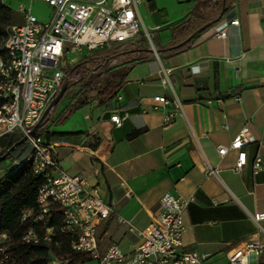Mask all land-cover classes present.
I'll return each mask as SVG.
<instances>
[{
  "label": "crops",
  "instance_id": "0c3cea01",
  "mask_svg": "<svg viewBox=\"0 0 264 264\" xmlns=\"http://www.w3.org/2000/svg\"><path fill=\"white\" fill-rule=\"evenodd\" d=\"M146 1L150 10L158 9ZM235 18L239 25L231 24ZM223 29L226 38L216 34ZM156 31L160 45L171 41V30L160 32L157 25ZM129 44L135 52L106 66L107 80L118 85L113 94L77 109L82 115L69 129L51 128L62 133L50 140L54 158L70 174L89 176L114 204L115 214L100 225L102 240L109 235L123 247L137 246L141 238L120 217L144 229L170 191L190 199L184 247L207 256L209 264H225L227 252L242 241L264 242V231L252 218L264 212V0H230L221 20L180 51H155L149 45L144 51V44ZM194 64L199 70L191 69ZM166 75L171 86L163 84ZM165 94L181 104L169 125L164 117L173 105L154 108L153 98ZM114 114L121 125L111 119ZM245 125L256 141L242 147L247 163L238 172V151L230 148L221 155L218 149L229 146ZM136 129L144 131L129 138ZM258 155L263 167L255 172ZM95 166L101 168L98 175ZM211 168L217 172L209 173ZM259 262L264 250L253 264Z\"/></svg>",
  "mask_w": 264,
  "mask_h": 264
},
{
  "label": "built area",
  "instance_id": "2783aa9c",
  "mask_svg": "<svg viewBox=\"0 0 264 264\" xmlns=\"http://www.w3.org/2000/svg\"><path fill=\"white\" fill-rule=\"evenodd\" d=\"M29 1V7H20L24 22L9 23L0 36V98L3 100L0 139L15 134L21 138L26 136L30 153L25 161L30 162L35 173L50 170L38 187L37 205L22 211V220L29 223L22 240L26 243L53 241L57 230L53 224L54 210L58 207L59 231L71 238L74 250L89 254L90 260H97L98 264H209L207 256L184 247V212L190 199L170 191L162 195L159 208L144 229H137L120 217L119 220L127 222L130 231L141 238L137 246L123 247L117 242L103 244L100 225L115 214L114 204L102 196L100 187L92 183L89 176L70 174L61 168L53 155V143L37 133L42 121L51 117L53 107L45 117L44 113L70 78L68 68L82 56L116 43H135L141 33L153 43L140 11V5L147 1ZM35 1L52 7L49 20H41L32 12ZM231 24L239 25L240 20L235 18ZM216 34L226 38L227 30ZM70 54H73L71 58ZM199 68L197 64L191 66L193 71ZM163 84L170 85L167 75ZM153 100L155 109L158 105H173L164 117L165 125L172 123L181 107L179 99L165 94L156 95ZM236 100L241 101V97ZM111 119L121 125L122 118L118 114L112 115ZM37 125H40L38 130L32 132ZM254 141L255 136L245 125L229 146L221 145L218 150L221 155L230 148L237 150L235 169L240 172L247 163L242 147ZM21 165L22 162H18L17 168ZM262 167V157L258 155L254 171L258 172ZM216 172V169L209 170V173ZM100 173L101 168L95 166L94 174ZM252 218L264 231L261 224L264 212H256ZM0 238L9 241L10 235L3 232ZM263 250L264 242L259 239L242 241L227 252L225 264H253Z\"/></svg>",
  "mask_w": 264,
  "mask_h": 264
},
{
  "label": "trees",
  "instance_id": "16d2710c",
  "mask_svg": "<svg viewBox=\"0 0 264 264\" xmlns=\"http://www.w3.org/2000/svg\"><path fill=\"white\" fill-rule=\"evenodd\" d=\"M193 1L194 5L190 14L171 25V41L166 45H156L159 51H180L188 47L194 39L180 46L176 45L206 23L213 22L215 24L221 20L228 9L230 0ZM149 4L151 8L155 7L154 0H149ZM224 7L225 11L221 16ZM15 17L16 12L0 0V21L13 23ZM5 31V26L0 23V36ZM142 49L148 50L145 45ZM135 51L134 44L116 43L109 49L92 51L91 54L84 56L81 61L72 65L67 71L70 78L65 81L69 85L65 95L72 87L80 90L73 102L59 114L57 122H64L74 111L95 99L111 96L118 85H112V82L107 80L108 69L106 66L112 58L129 55ZM2 103L3 100L0 98V106ZM59 105L60 102L54 107L51 117L42 121V126L37 132L44 134V137L49 141L62 134L51 131L49 125L53 121V114ZM143 131L144 129H136L129 134V138H134ZM20 139L21 137L15 135L0 139V157ZM7 158L0 159V162ZM18 162H22L19 168H17ZM18 162L0 177V234L7 232L10 235L9 241H3L0 238V264H55L54 261L56 264H82L90 261L89 254L74 250L71 246V238L59 231L61 216L58 207L54 210L53 224L57 230L53 241L26 243L22 240L23 232L29 226L28 222L22 220V211L37 205L38 187L50 170L35 173L30 162L25 160ZM256 264H264V262Z\"/></svg>",
  "mask_w": 264,
  "mask_h": 264
},
{
  "label": "rangeland",
  "instance_id": "374dc122",
  "mask_svg": "<svg viewBox=\"0 0 264 264\" xmlns=\"http://www.w3.org/2000/svg\"><path fill=\"white\" fill-rule=\"evenodd\" d=\"M6 4H8L15 12L16 17L13 23L21 24L24 22V17L20 12V7L25 5L29 7L30 1L25 0H2ZM194 5L193 0H156L155 7L158 9L153 11L148 8L147 5L143 2L140 5L141 15L144 21V24L148 28L153 43L150 42L149 38L145 33H141L140 36L136 39V43L149 45L151 48H156L157 44H160L159 39L157 37L156 27L160 28V32H167V30H171V27L168 28L169 22H174L180 18H182L187 11L190 10L191 6ZM192 10V9H191ZM52 7L48 4L43 6L39 5V2L35 1L32 6V12L38 16L41 20H49L52 14ZM0 23L4 26L8 25L11 22L8 21H0ZM73 54H70L71 58ZM71 67V66H70ZM69 67V68H70ZM68 68V70H69ZM80 89L72 87L70 91L65 95V97L60 101V105L53 114V121L50 122L51 128L54 129H69L74 121L82 115V110L74 111L64 122H57L59 114L70 105L74 98L77 96V93ZM80 111V112H79ZM44 135V134H43ZM16 137H20L19 134H15ZM30 152V146L27 141L18 146L16 150H14L11 155L0 162V177L3 176L9 169H12L15 165L13 158H18V160L25 159ZM115 241V238H111L109 235H104L103 244L108 242ZM124 242V241H123ZM82 264H98L97 260H90Z\"/></svg>",
  "mask_w": 264,
  "mask_h": 264
},
{
  "label": "water",
  "instance_id": "95a60500",
  "mask_svg": "<svg viewBox=\"0 0 264 264\" xmlns=\"http://www.w3.org/2000/svg\"><path fill=\"white\" fill-rule=\"evenodd\" d=\"M225 4V2H224ZM225 11V7L223 8V12L221 14V16L223 15ZM213 25V22H208L205 25H203L200 29H198L197 31H195L193 34H191L187 39H185L183 42H181L180 44L176 45V46H180L182 44L188 43L190 42L192 39H194L198 34H200L202 31H205L206 29H208L210 26ZM155 50V49H154ZM157 51V50H155ZM68 83L65 82L60 91L58 92V94L56 95L54 101L52 102L51 106L49 107V109L44 113V117L49 113L50 109L54 107L60 102V100L62 99V97L65 95L66 91L68 90ZM40 127V125H37L32 132H36L38 130V128ZM27 140V137L24 136L22 137L19 141H17L14 145H12L7 151L6 153H4L0 159L3 158H7L18 146H20L21 144H23L25 141Z\"/></svg>",
  "mask_w": 264,
  "mask_h": 264
}]
</instances>
